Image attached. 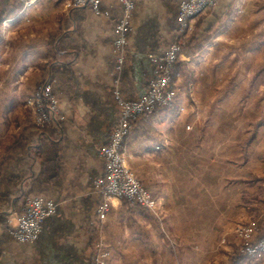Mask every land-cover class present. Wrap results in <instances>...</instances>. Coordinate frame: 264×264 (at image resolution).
I'll return each mask as SVG.
<instances>
[{
    "label": "crops",
    "instance_id": "0c3cea01",
    "mask_svg": "<svg viewBox=\"0 0 264 264\" xmlns=\"http://www.w3.org/2000/svg\"><path fill=\"white\" fill-rule=\"evenodd\" d=\"M69 1L33 0L26 4L0 0V175L22 174L19 189L29 195L43 194L56 203L55 214L46 218L34 242H19L10 229L0 225V264H95L94 237L102 240L107 249L104 264H157L152 261L156 249L158 253L168 251L166 231L158 237L152 229L161 216L166 227L173 229L183 221L190 222V233L187 228L184 236L180 233L181 238L176 235L179 238L173 242L172 254L174 264H198L200 190L208 187L199 183L197 166L194 184L183 180L180 158L188 151L182 148V142L195 137L181 131V117L189 108L184 90L211 87L213 69L220 63L223 86L231 88V61H241L245 56L222 52L220 48L234 43L231 24L241 23L251 0H220L205 14L190 20L183 35L177 28L181 0H135L133 30L119 84L126 98L135 100L146 93L155 75L150 53L163 52L178 39L186 47L178 58L181 67L174 76V106L137 118L125 140L127 163L158 198L161 215L115 198L103 225L96 213L101 201L96 183L105 169L101 148L109 141L119 118L120 108L114 96L118 78L114 29L122 6L115 4L112 16L105 17L94 14L89 7L69 8ZM110 2L105 0L104 6ZM231 17L237 21H231ZM225 23L227 26L221 29ZM262 48L260 44L255 50ZM49 79H57L54 90L59 99V120L42 131L27 101L37 86ZM260 125L255 140L262 147L256 152L253 190L245 185L246 176L241 187L234 183L226 187L225 201L233 211L226 218L229 228L231 222L246 218L250 195L256 203L249 209L264 212V126L262 122ZM239 168L245 173L244 163ZM3 181L7 182L6 178ZM213 198L208 195L207 204ZM220 221L207 216L208 223L202 227L218 230L216 222ZM245 221L257 223L256 238L264 235V220L255 216ZM228 249L227 264H264L263 255H246L239 246ZM158 263L167 264L162 256Z\"/></svg>",
    "mask_w": 264,
    "mask_h": 264
},
{
    "label": "rangeland",
    "instance_id": "374dc122",
    "mask_svg": "<svg viewBox=\"0 0 264 264\" xmlns=\"http://www.w3.org/2000/svg\"><path fill=\"white\" fill-rule=\"evenodd\" d=\"M236 17H231V21H237ZM240 20V24H231L230 37L234 43L227 47L223 45L220 48L222 52L245 56L241 61L236 58L231 61V88H226V84L223 86V70L222 63H220L213 69L214 79L211 87L193 88L192 91L190 88L184 90V96L189 99V108L181 117L183 119L181 131L194 134L195 137L191 141L182 142V148L188 151V154L185 153L180 158L183 167V180L185 184H190L191 180L194 184L196 170L194 166H197L199 183L208 187L200 190L198 206L200 257L198 264H227L230 261L228 247L237 246L238 249L239 246L242 250L243 243H237L234 239L236 228L239 225L252 224L256 226V222L245 221L249 217L257 216L264 220V212H261L260 209H249L256 203L254 196L250 195L247 198V211L244 215L246 218L233 224L231 222L230 228L228 227L230 221H226L228 213L229 215L233 214L225 201L226 196L224 195H227L228 192L226 187L231 188L234 184L241 187L244 184L242 183L243 176H246L245 185L253 190V180L255 179L253 169L257 163L256 152H258V148L262 147L261 142L255 140V134L261 127L260 122L264 126V88H260V85L264 86V0H251L248 12L244 13ZM224 26L226 27L227 24H221L220 28L222 29ZM260 44L263 45V48L256 51L255 47ZM182 46L183 48L186 47L184 43ZM178 67H181L180 63ZM242 84H246L247 88H241L240 85ZM194 93L195 95H193ZM188 123L192 124L191 128L188 127ZM39 129L45 130L46 128ZM190 152L193 153V156L190 155ZM243 163L246 165L245 173L239 168ZM191 165L193 166V173ZM136 175L141 181V177L137 173ZM228 182L229 184H227ZM211 194L214 198L211 199L210 204H207L206 197L211 196ZM243 213H240L242 217ZM235 214H239L238 211H235ZM207 216L222 219L220 223L216 222V227L219 226L218 230H207L202 227L208 223L205 222ZM192 223L194 225V222ZM164 224V217L161 216L160 220L154 222L152 229L158 237L161 236L163 230L166 231L168 238H170L169 240L164 236L169 252L167 251L166 254L158 253L156 249V253L152 255V261L159 264L158 259L162 256L166 259L167 264H174L173 242L177 243V239L185 235L190 222H181L177 229H173L170 225L166 227V224L164 227ZM188 231L190 233V228ZM180 233L184 234L180 236ZM176 235L179 237L176 238ZM229 239L232 242L229 243ZM183 242H185V238Z\"/></svg>",
    "mask_w": 264,
    "mask_h": 264
},
{
    "label": "built area",
    "instance_id": "2783aa9c",
    "mask_svg": "<svg viewBox=\"0 0 264 264\" xmlns=\"http://www.w3.org/2000/svg\"><path fill=\"white\" fill-rule=\"evenodd\" d=\"M26 4L33 0H20ZM220 0H181L177 15V28L180 35L188 30V23L206 12ZM105 0H70L69 8L89 7L96 15L112 16L115 4L122 6L121 18L115 24L114 46L117 54V74L114 96L119 104V118L111 131L109 141L101 148L105 160L103 175L96 186L101 193V201L96 213L101 225L106 221L113 199H125L133 205L147 208L154 215H159L160 202L140 181L135 171L128 165L125 155V140L129 136L132 123L141 116H149L160 109L172 108L175 104L176 89L174 87L173 69L182 49V42L174 40L159 53L149 54L155 64V75L149 80L146 93L138 99L126 98L120 89L130 34L133 30V19L136 9L135 0H111L105 7ZM57 79H49L40 83L27 103L36 112V126L46 128L51 122L59 120V99L54 90ZM56 203L43 194L29 195L23 212H14L9 218L11 234L22 243H31L38 239L46 218L55 214ZM257 228L249 224L236 228V237L242 241V252L249 256H264V235L256 238ZM95 264H104L108 257L102 240L96 243Z\"/></svg>",
    "mask_w": 264,
    "mask_h": 264
},
{
    "label": "trees",
    "instance_id": "16d2710c",
    "mask_svg": "<svg viewBox=\"0 0 264 264\" xmlns=\"http://www.w3.org/2000/svg\"><path fill=\"white\" fill-rule=\"evenodd\" d=\"M182 51H183V46L180 52L178 53V58L182 53ZM177 62L178 59L173 69V76H175L179 68L178 67L179 63L177 64ZM49 125L46 127V129L49 127ZM5 178L7 182L3 181L5 180ZM23 180H24V176L22 174L19 175L12 174L8 176H6V174L0 175V225H4L8 229H10L9 218L11 217L12 213L13 212L22 213L26 200L29 196V193H24V191L21 188L19 189L17 187L19 183L23 182ZM97 239H98L97 237H94L92 239V246H94V248ZM93 261H94V257H93Z\"/></svg>",
    "mask_w": 264,
    "mask_h": 264
}]
</instances>
